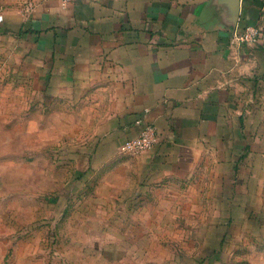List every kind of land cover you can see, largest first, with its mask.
Returning a JSON list of instances; mask_svg holds the SVG:
<instances>
[{"label":"rangeland","instance_id":"obj_1","mask_svg":"<svg viewBox=\"0 0 264 264\" xmlns=\"http://www.w3.org/2000/svg\"><path fill=\"white\" fill-rule=\"evenodd\" d=\"M42 61L0 32V261L264 264V119L251 149H217L182 183L139 193L133 166L124 181L103 167L104 119L40 84Z\"/></svg>","mask_w":264,"mask_h":264},{"label":"crops","instance_id":"obj_2","mask_svg":"<svg viewBox=\"0 0 264 264\" xmlns=\"http://www.w3.org/2000/svg\"><path fill=\"white\" fill-rule=\"evenodd\" d=\"M5 3L0 32L44 56L40 84L104 119L95 133L103 135L98 150L106 152L108 176L124 181L133 166L139 193L167 190L208 153L251 149L255 119H264V45L238 43L233 34L244 19L264 31V0ZM144 123L157 127L156 146L120 152ZM259 127L264 134V122ZM0 238L6 243L1 231Z\"/></svg>","mask_w":264,"mask_h":264},{"label":"built area","instance_id":"obj_3","mask_svg":"<svg viewBox=\"0 0 264 264\" xmlns=\"http://www.w3.org/2000/svg\"><path fill=\"white\" fill-rule=\"evenodd\" d=\"M62 5H67L73 0H59ZM236 27L233 40L238 43L256 45L260 43L264 31L261 26L250 24L240 29ZM159 141L157 127L152 123H144L141 130L133 137L128 138L120 145V152L125 154H140L151 151Z\"/></svg>","mask_w":264,"mask_h":264},{"label":"water","instance_id":"obj_4","mask_svg":"<svg viewBox=\"0 0 264 264\" xmlns=\"http://www.w3.org/2000/svg\"><path fill=\"white\" fill-rule=\"evenodd\" d=\"M239 1V3H240V0H238ZM239 3H238V16H239V14H240V6H239ZM238 19H239V17H238ZM238 24V23H237ZM237 24L235 25V27H237ZM236 29V28H235ZM235 29H234V31H235Z\"/></svg>","mask_w":264,"mask_h":264}]
</instances>
